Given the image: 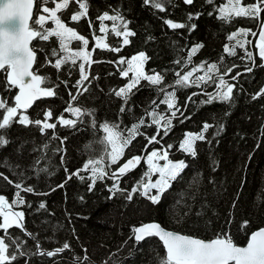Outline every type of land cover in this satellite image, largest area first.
Wrapping results in <instances>:
<instances>
[{
  "label": "trees",
  "instance_id": "trees-1",
  "mask_svg": "<svg viewBox=\"0 0 264 264\" xmlns=\"http://www.w3.org/2000/svg\"><path fill=\"white\" fill-rule=\"evenodd\" d=\"M86 2L87 16L78 22L70 20L71 15L80 10L76 0H70L68 7L58 15L68 27L89 41L87 51L91 53L93 62L90 67L84 65L88 79L83 81L88 91L72 101L69 93L75 95L82 91L78 89L77 82L81 80L79 64L83 61L77 60L76 65L66 63L60 70H56L47 61L55 62L57 59L52 55L54 48L59 51L57 38H50L49 41L37 39L33 43L38 48L34 70L48 77L51 83L42 87H54L56 95L36 102L27 110V115L30 119L42 120L45 111L51 109L53 117L50 122H55L60 115L66 119H75L64 111L71 103L93 110L97 127L94 129L91 126L87 116L83 117L84 123L77 122L75 128L57 123L55 130L48 129L44 133L36 126L25 127L13 123L5 130L10 143L0 147V173L13 182H23L25 188L31 186L34 189V193L21 192L25 203L16 210L24 212V227L36 239L24 235L15 227L10 228L9 232L14 237H20L24 241V248L30 253L37 250V241L45 251L62 247L65 242L70 248L55 257H18L12 264H25L26 260L27 264H76L74 257L82 258L85 255L84 249H87L92 264H102L105 260L108 264H158L159 258L165 256L164 247L158 239L150 238L141 244H136L134 238L129 239L134 226L152 222L161 224L167 230L205 241H210L217 234L229 233L237 246H245L252 233L264 228V95L252 98L264 88V67L257 56V37L253 38L251 33L248 39L252 43L245 47L253 53L255 66L245 57L243 49L237 47L236 55L230 56L224 52V46L227 44L231 47L235 43L227 37L241 28L256 31L258 35L259 24L248 17H236L231 22H222L214 6L205 3V0H193L191 5L185 4L184 0H173L171 5H166L164 12L145 5L143 0ZM254 2L242 0L244 5ZM222 3L224 0H215L216 5ZM39 8L40 0H36L34 19ZM105 12L110 15L119 12L129 21V29L136 33L129 37L128 45H123L122 37H116L111 32L113 22L104 21L109 26L105 42L111 47L121 48L119 52L102 48L92 51L95 45L94 33L95 36H105L99 32L101 22L97 19ZM209 12H213V15H209ZM190 13H200L199 19L192 21L197 27L190 33L187 28L171 29L164 23L165 19L186 23ZM260 22H264V11L261 12ZM46 27L52 28L54 25L49 22ZM201 43L204 47L192 57L193 64L183 68L189 49ZM69 46L77 50L82 47V42L71 41ZM140 52L150 57L145 63V72L151 74L155 71L163 75L164 85L172 84L177 79L176 71H181L183 75L190 67L202 62L217 63L221 73L233 68L231 76L239 74L237 80L225 76L226 80L236 85L231 104L217 101L203 103L207 96L201 93L214 91L211 82L199 88H177V107L183 116L177 113L167 136L161 131L157 137L161 143L148 145L147 152H143L148 141L145 135L137 136L118 164L106 167V171H115L132 156L147 155L154 149L172 145L169 159L183 160L188 166L181 174L183 178L172 182V187L164 193L157 205H152L138 193L131 202L119 193L108 199V186L113 181L107 178L97 180L90 191V172H80L84 179L77 176L71 180L66 179L96 154L94 141L100 135L98 128L102 122L119 123L122 129L127 130L141 118L145 124L150 123L151 118L146 115L149 111L167 112V106L160 103L164 94L147 81L141 80L132 90L127 104L114 94V90L125 87L132 78L131 72L128 77L122 75L121 69H126L127 65H118L116 62L121 58L130 59ZM176 60H180L181 64H176ZM250 66L253 71L247 72L246 68ZM15 94L16 89L5 91L2 73L1 97H6L8 104L12 105ZM189 96L192 99L186 104ZM153 100L159 107L153 105ZM122 106L124 112L120 111ZM205 122L214 126L222 125L219 135H216V127L209 128L205 133L206 140L196 143L195 158L180 151L178 146L184 134L199 133ZM139 131L151 137L156 132V126L142 127ZM53 132L56 139L51 138ZM65 137L61 144L60 138ZM90 143L92 149H86L85 146ZM45 144L47 148H44ZM40 168H46L47 171L37 174L36 169ZM146 170L142 160L139 166L120 179V187L131 190ZM157 178L158 174L152 176L153 181ZM60 184L64 186L57 187ZM15 191L14 186L0 176V195L11 202ZM41 202L46 205L44 209L39 208ZM244 221H248V224L242 228Z\"/></svg>",
  "mask_w": 264,
  "mask_h": 264
},
{
  "label": "snow or ice",
  "instance_id": "snow-or-ice-1",
  "mask_svg": "<svg viewBox=\"0 0 264 264\" xmlns=\"http://www.w3.org/2000/svg\"><path fill=\"white\" fill-rule=\"evenodd\" d=\"M49 2L50 0H40L39 11L36 18L33 19L35 0H0V72L4 73L6 92L12 89H18L17 94L12 97V105L8 104L6 97H0V147H5L10 143V140L6 138L7 133L5 130L10 128L13 123L25 127L36 126L41 133H44L48 129L55 130L57 123L64 127L75 128L77 122L84 123L83 117L87 116L90 118L91 126L94 129L97 127L93 110L73 106L71 103L64 111L70 113L75 119H66L64 115H60L56 117L55 122H49L53 117L51 109L45 111L42 120H33L27 115V110L32 107L36 100L54 97L56 95L54 87H42V85L51 83L48 77L39 75L38 70L36 72L33 71L38 50L37 46L32 44L34 40L49 41L50 38H57L59 51L55 48L52 50V55L56 56L57 59L55 62L51 60L47 61L56 70H60L66 63L76 65L77 60H82L83 63L79 64L81 80L77 82L78 89H82V91H78L75 95L70 92L69 95L74 102L79 95L88 91L87 87L83 85V81L88 79L84 65L88 64L90 67L93 62L91 60V53L87 51L89 41L84 36L79 35L73 28L68 27L58 15V12L68 7L70 0H60V2L51 0L55 5L54 8L47 6ZM143 2L145 5H151L152 8L159 12H164L166 11V5H171L173 0H143ZM76 3L79 5L80 10L71 15L70 20L73 22H78L81 18L86 17L88 13L86 0H76ZM184 3L191 5L193 0H184ZM205 3L214 6V10L218 13V17L222 22H231L236 17H248L259 24V43L257 44V48L261 63L264 64V22H260L261 12L264 11V0H255L254 3L247 5L242 4V0H224V3L219 5L215 4V0H205ZM45 13L47 15H44ZM199 15L200 13H196L195 15L190 13L186 23H177L170 19H165L164 23L171 29L187 28L190 33L196 29L197 26L192 21L199 19ZM209 15H213V12H209ZM97 19L101 22L99 32L104 33L105 36H95L94 33L95 45L92 50L93 52L96 48L107 49L112 52L121 51V48L111 47L105 42L109 26L104 24V21L113 22L111 32L116 37H122L123 45H128L130 43L129 37L136 35L134 31L129 29V21L119 12H115L113 15L105 12L99 15ZM49 22L54 27H46ZM89 25L91 26L90 20ZM249 33H251L253 38L257 37L256 31H252L251 29L245 30L243 28L230 34L227 39L229 41H235V43L231 47L226 44L224 46V52L230 56H234L236 55L237 47H239L244 50L245 57L255 66L253 53L245 47L246 44L252 43L248 39ZM149 39H152V37H149ZM71 41L82 42V47L77 50L71 49L69 46ZM203 47L204 45L202 43L191 47L189 49V55L183 62L182 67L188 68L189 65H192V57ZM60 53H63V55H60ZM149 59L150 57L146 53L140 52L130 59L126 60L125 58H121L116 62L118 65H127L126 69H121L124 77H128L130 72L134 73V75L125 87L114 90V94L122 98L124 104H127L132 90L141 80L147 81L149 85L156 86L164 94L160 103L167 106V112L149 111L146 115L151 118L150 123L145 124V120L141 118L127 130L122 129L119 123L102 122L98 128L100 135L96 136L94 141L97 146L95 150L96 154L87 159L81 169L69 174L66 179L71 180L73 176L84 179V177L80 176V172H90V176L88 177L90 180V191L95 187L97 180L103 181L107 178L113 181V184L108 186V192L110 193L108 199H112L119 193L125 200L131 202L133 197L138 193L150 201L152 205H157L160 203L164 193L172 187V182L177 181L178 178H183L181 174L188 166L183 160L172 161L169 159V150L173 147L172 145H167L166 148L154 149L150 153H147V155L132 156L115 171H106V167L110 168L111 165L118 164L124 157L126 149L137 136L145 135L148 141V144L142 150L143 152H147L148 145L161 143L157 139L161 131H163L164 136H167L173 126V120L177 118V113L183 116V112L177 107V88H199L202 84L211 82L214 85V91L211 93H201L207 96V99L203 103L211 104L213 101H217L231 104L233 102V91L236 85L225 79V76H231L233 68H228L221 73L217 63L207 62L190 67L183 75H181V71H176L175 76L177 79L172 84L164 85L163 75L155 71H152L151 74L145 72L144 64ZM175 63L179 65L181 61L176 60ZM246 71H253V67L246 68ZM197 73L202 74L197 75ZM238 76L239 74L237 76H231V80H237ZM161 85L164 86L160 87ZM168 89L172 90L169 91ZM193 95H197V93H193ZM261 95H264V88H261L252 98L257 99ZM191 99L192 97L189 96L186 104ZM152 103L156 105L155 100ZM156 106L159 107V105ZM120 111L124 112L125 108L122 106ZM181 122L183 121L181 120ZM153 125L156 126V132L151 137L139 131L142 127H152ZM212 127H216V135H219L223 126H214L205 122L199 133H185L178 149L195 158L197 155L196 143L198 141H205V133ZM51 138H57L55 132H53ZM65 139L66 137L60 138L61 144ZM208 143H211V141H208ZM47 147L48 145L45 144L44 148ZM85 147L86 149H92L93 145L90 143ZM142 160L145 162L147 170L143 173L141 179L131 190L121 188L120 179L139 166ZM160 161H164V163L161 164ZM36 163L38 164L39 161ZM36 171L38 174L39 172L47 171V169L40 168L36 169ZM157 174L158 179L153 181L152 176ZM0 176H3L16 189L11 202L5 196L0 195V232H2V235H0V264H12L18 257H55L64 252V250L69 249L70 245L65 242L62 247L45 251L40 248L38 241L35 252L30 253L24 248V241L18 236L14 237L9 232V229L15 227L22 230L24 235L33 240L36 239L24 227V212L16 210L25 203L21 192L34 193V189L31 186L25 188L23 182L9 180L3 173H0ZM63 186V184L57 185V187ZM153 190H155L154 194ZM45 206L43 202L39 204L40 209H44ZM247 224L248 221H244L242 228L246 227ZM131 231L132 235L129 239L134 238L136 244H140L147 238L152 237L157 238L161 242L165 249V256L159 258L158 264H264V229L252 233L248 243L243 247L237 246L229 233L217 234L210 241H205L200 238L166 230L159 223L155 222L142 224L139 227L134 226ZM83 251L85 255L82 258L74 257L76 264H85V262L92 264L90 257L87 255V249ZM25 264H27V260ZM102 264H108V261L105 260Z\"/></svg>",
  "mask_w": 264,
  "mask_h": 264
},
{
  "label": "water",
  "instance_id": "water-1",
  "mask_svg": "<svg viewBox=\"0 0 264 264\" xmlns=\"http://www.w3.org/2000/svg\"><path fill=\"white\" fill-rule=\"evenodd\" d=\"M35 9H36V0H35V3H34V9H33V19H34V15H35ZM31 23V22H30ZM258 35H259V32H258ZM258 35H257V38H256V44H255V47H256V50H257V56H258V58H259V55H258V48H257V44L259 43V41H258ZM35 41V40H34ZM34 41L32 42V44L34 43ZM36 59H37V57H36ZM260 59V58H259ZM35 65H36V63L34 64V66H33V71L35 72ZM262 66L264 67V64H262ZM3 72H0V75L2 74ZM4 74V73H3ZM17 90V92H18V89H16ZM0 97H1V95H0ZM48 97H46V98H42V99H39V100H36L34 103H33V105H32V107L34 106V104L36 103V102H39V101H41V100H44V99H47ZM31 107V108H32ZM31 108H29V109H31ZM28 109V110H29ZM129 173V172H128ZM156 223V222H155ZM161 225V224H160ZM162 226V225H161ZM163 227V226H162ZM164 228V227H163ZM261 229H264V228H261ZM167 230V229H166ZM260 230V229H259ZM22 231V230H21ZM170 231V230H169ZM258 231V230H257ZM172 232H174V231H172ZM256 232V231H255ZM175 233H177V232H175ZM178 234H180V233H178ZM152 238H155V237H152ZM148 239H150V238H147L146 240H148ZM157 239V238H156ZM146 240H144V241H146ZM144 241H142V242H144ZM141 242V243H142ZM140 243V244H141ZM246 246V245H245ZM241 247H243V246H241ZM165 250V249H164Z\"/></svg>",
  "mask_w": 264,
  "mask_h": 264
},
{
  "label": "rangeland",
  "instance_id": "rangeland-1",
  "mask_svg": "<svg viewBox=\"0 0 264 264\" xmlns=\"http://www.w3.org/2000/svg\"><path fill=\"white\" fill-rule=\"evenodd\" d=\"M48 7H50V8H54L55 7V5L51 2V0H50V2H49V4L47 5ZM59 13V12H58ZM44 15H47L46 13L44 14ZM47 26V25H46ZM144 70H145V64H144ZM131 74H132V77H133V75H134V73H132L131 72ZM50 122V121H49ZM160 163L161 164H163V162H161L160 161ZM158 179V178H157ZM155 192H154V190H153V194H154Z\"/></svg>",
  "mask_w": 264,
  "mask_h": 264
}]
</instances>
